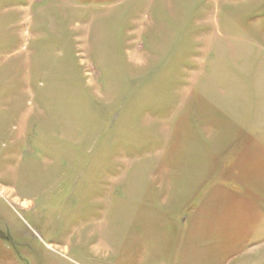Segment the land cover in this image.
<instances>
[{
    "label": "rangeland",
    "instance_id": "obj_1",
    "mask_svg": "<svg viewBox=\"0 0 264 264\" xmlns=\"http://www.w3.org/2000/svg\"><path fill=\"white\" fill-rule=\"evenodd\" d=\"M117 1L100 22L64 13L57 64L0 137V264H78L83 165L246 163L264 193V0Z\"/></svg>",
    "mask_w": 264,
    "mask_h": 264
},
{
    "label": "crops",
    "instance_id": "obj_2",
    "mask_svg": "<svg viewBox=\"0 0 264 264\" xmlns=\"http://www.w3.org/2000/svg\"><path fill=\"white\" fill-rule=\"evenodd\" d=\"M126 1H117L115 12ZM104 4L0 0V92L13 93L0 105V137L14 131L20 95L41 87L47 59L57 64L64 13L100 22L112 6ZM20 128L28 131L23 120ZM82 167L70 180L76 206L64 245L78 264H264V207L255 223L252 204L264 193L246 174L249 164L109 161Z\"/></svg>",
    "mask_w": 264,
    "mask_h": 264
},
{
    "label": "bare ground",
    "instance_id": "obj_3",
    "mask_svg": "<svg viewBox=\"0 0 264 264\" xmlns=\"http://www.w3.org/2000/svg\"><path fill=\"white\" fill-rule=\"evenodd\" d=\"M23 205H25V206H26V205H28V202H27V201H26V202H24V203H23Z\"/></svg>",
    "mask_w": 264,
    "mask_h": 264
}]
</instances>
